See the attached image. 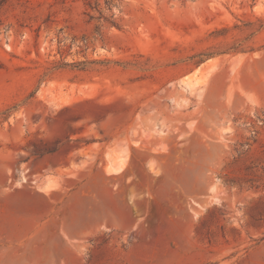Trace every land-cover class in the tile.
<instances>
[{"label": "rangeland", "instance_id": "rangeland-1", "mask_svg": "<svg viewBox=\"0 0 264 264\" xmlns=\"http://www.w3.org/2000/svg\"><path fill=\"white\" fill-rule=\"evenodd\" d=\"M262 22L264 0H0V223L36 213L0 264H264Z\"/></svg>", "mask_w": 264, "mask_h": 264}, {"label": "crops", "instance_id": "crops-1", "mask_svg": "<svg viewBox=\"0 0 264 264\" xmlns=\"http://www.w3.org/2000/svg\"><path fill=\"white\" fill-rule=\"evenodd\" d=\"M57 163V162H56ZM55 163V164H56ZM55 182L54 179L46 178L44 180V184L49 183V185H53ZM56 185L52 187V189H55ZM55 191V190H54ZM81 191V190H79ZM17 192L24 193L26 192L25 188H22L18 190ZM38 193H41L43 196H45V192L37 191ZM48 205H46V208L49 209L52 207L51 201L47 200ZM12 215H11V222H1L0 223V237H7L8 239L11 237L16 238L18 241L24 238H27V242H29V237L34 235L35 228H36V213H35V203L34 201L28 200V199H14L12 201ZM109 222V221H108ZM99 224V216L98 213H95V220L92 224L91 228L88 227H81L79 230V238L83 237L87 234L89 231L87 228H90L89 232H94L97 225ZM33 243V239H32ZM29 246V244H28Z\"/></svg>", "mask_w": 264, "mask_h": 264}, {"label": "bare ground", "instance_id": "bare-ground-1", "mask_svg": "<svg viewBox=\"0 0 264 264\" xmlns=\"http://www.w3.org/2000/svg\"><path fill=\"white\" fill-rule=\"evenodd\" d=\"M215 61H216V59H209L208 62H206L205 64H210L211 67H213V66H215ZM202 67H203V66L198 67L197 71L194 72V74H195V73L197 74V72H199V70H201ZM192 76H193V75H192ZM194 76H196V75H194ZM198 78H199L198 75H197V79L194 78V77H191V75H190V76H188V79L186 80V84H187V85H190V86H193V85H195V84L199 81ZM200 79H201V78H200ZM107 169H108V171H109L110 173H111V172L122 171V169H123V163L119 164V163H116V162H115V164L110 165ZM107 169H106V170H107ZM38 186H39V188H40L41 190H44V191H46V192H49L50 190H52V187L54 186V184L50 186L49 183H46V184H40V185H38Z\"/></svg>", "mask_w": 264, "mask_h": 264}, {"label": "trees", "instance_id": "trees-1", "mask_svg": "<svg viewBox=\"0 0 264 264\" xmlns=\"http://www.w3.org/2000/svg\"><path fill=\"white\" fill-rule=\"evenodd\" d=\"M262 21V20H261ZM264 25V22H262V24L260 25L261 27ZM232 50V49H231ZM235 50V49H234ZM223 52H226V51H223ZM223 52H221V53H223Z\"/></svg>", "mask_w": 264, "mask_h": 264}, {"label": "water", "instance_id": "water-1", "mask_svg": "<svg viewBox=\"0 0 264 264\" xmlns=\"http://www.w3.org/2000/svg\"><path fill=\"white\" fill-rule=\"evenodd\" d=\"M199 66H201V65H199ZM199 66H198V67H199Z\"/></svg>", "mask_w": 264, "mask_h": 264}]
</instances>
